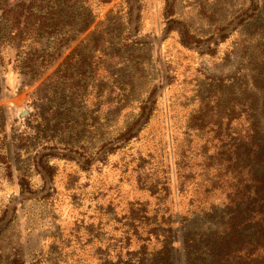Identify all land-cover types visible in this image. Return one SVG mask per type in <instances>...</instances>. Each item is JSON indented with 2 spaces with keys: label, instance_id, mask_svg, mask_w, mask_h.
I'll return each instance as SVG.
<instances>
[{
  "label": "rangeland",
  "instance_id": "obj_1",
  "mask_svg": "<svg viewBox=\"0 0 264 264\" xmlns=\"http://www.w3.org/2000/svg\"><path fill=\"white\" fill-rule=\"evenodd\" d=\"M74 2L75 40L54 55L62 34L45 39L53 62L36 79L0 47V264H125L148 238L129 212L148 200L165 217L149 249L171 228L181 247L192 213L223 202L197 200L194 132L262 104L264 0ZM179 162L196 174L182 192Z\"/></svg>",
  "mask_w": 264,
  "mask_h": 264
},
{
  "label": "trees",
  "instance_id": "obj_2",
  "mask_svg": "<svg viewBox=\"0 0 264 264\" xmlns=\"http://www.w3.org/2000/svg\"><path fill=\"white\" fill-rule=\"evenodd\" d=\"M0 7V47L13 49L14 70L32 79L42 75L53 62L45 39L50 41L51 36L62 34L54 42V55L75 40L74 0H1ZM90 23L82 27V32ZM183 37H188V33H183ZM0 59L4 66L2 54ZM63 63L75 64V48ZM149 107L142 109L143 115L150 114ZM238 108L232 117L222 120L226 126L220 125L206 135L201 128L194 132L195 138L202 135L203 139L198 151L202 153L200 178L192 185L199 195L197 200L208 203L211 195L220 191L222 204L203 205L201 211L192 213L193 223H189L181 247H172L175 236L171 228V235L166 233L169 237L160 247L149 249L153 239H161L158 233L165 217L162 215L160 220L158 216L164 212L151 210L146 204L149 200L139 203V209L129 214L143 221L142 234L148 238L139 249L140 255L125 264H264V96L258 114L248 99L240 100ZM232 122L239 125L234 135L229 130ZM138 134L134 130L127 133L129 140ZM177 168L182 192L196 174L185 163H177ZM150 219L154 220L149 223ZM167 222L170 225L171 221ZM132 227L129 224V233Z\"/></svg>",
  "mask_w": 264,
  "mask_h": 264
}]
</instances>
